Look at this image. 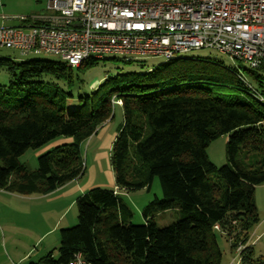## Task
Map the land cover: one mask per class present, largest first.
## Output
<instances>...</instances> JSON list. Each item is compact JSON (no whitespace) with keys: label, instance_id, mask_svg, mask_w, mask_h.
Instances as JSON below:
<instances>
[{"label":"trees","instance_id":"16d2710c","mask_svg":"<svg viewBox=\"0 0 264 264\" xmlns=\"http://www.w3.org/2000/svg\"><path fill=\"white\" fill-rule=\"evenodd\" d=\"M97 62L73 68L0 59L16 78L0 87V101L9 102H0V190L45 195L79 178L81 144L112 118L116 101L122 110L110 151L116 190L95 187L79 196L77 223L60 230L58 257L48 253L29 264H66L76 253L92 264H220L218 236L232 248L244 242L239 264H264L247 245L259 220L253 189L264 184V91L248 81L261 85L259 77L247 71L239 78L193 56L110 75L87 91L79 75ZM216 85L244 96H220L209 88ZM222 135H228V163L215 167L205 149ZM59 137L71 143L38 156L36 170L18 163L26 150ZM246 160L249 170L241 167ZM153 178L161 198L144 208L143 224L133 225L122 193L148 189ZM168 210L179 217L159 228L154 215Z\"/></svg>","mask_w":264,"mask_h":264},{"label":"built area","instance_id":"2783aa9c","mask_svg":"<svg viewBox=\"0 0 264 264\" xmlns=\"http://www.w3.org/2000/svg\"><path fill=\"white\" fill-rule=\"evenodd\" d=\"M46 11L0 26V48L54 55L73 68L115 57L167 62L208 48L264 68V0H46ZM66 264L92 263L76 253Z\"/></svg>","mask_w":264,"mask_h":264},{"label":"rangeland","instance_id":"374dc122","mask_svg":"<svg viewBox=\"0 0 264 264\" xmlns=\"http://www.w3.org/2000/svg\"><path fill=\"white\" fill-rule=\"evenodd\" d=\"M6 6H9V10L4 8ZM42 13H47L46 0H9L8 4H2L0 0V16H5L9 20V25L1 26L17 25V22L11 19L14 17ZM190 55L201 60L218 62L229 72H236L235 70H237L236 74L239 78L241 75L247 77L246 72L252 71L261 80V85L248 79L250 85L256 90L264 91V72L262 70L249 69L246 64L232 61L214 49H200L193 51ZM0 59L18 63L30 60L59 62V58L54 55L33 52L22 54L19 50L6 48H0ZM163 61L161 58L144 57L134 59L131 63H124L120 58H109L106 61H98L87 68L79 75V80L82 81L81 86L90 91L110 75L149 71L159 66ZM15 81L16 78L7 68L0 67L1 88L7 89ZM209 88L214 93L227 98H243L244 96L234 88L217 85L209 86ZM21 90L18 89L17 91L21 92ZM258 100L261 102L262 98L259 97ZM0 102L9 103L7 100ZM121 122L122 110L118 105H115L112 118L99 127V133L93 134L81 144V162L84 174L78 181L74 180L75 184L80 183L81 186L85 184L89 186L99 185L91 188L111 189L113 187L110 151L112 141ZM227 140L228 135L218 136L205 149L207 160L215 167L228 163L226 160ZM68 143H71L70 138H55L42 148L26 150L17 158V161L28 170L34 171L37 169L38 156ZM238 160L241 161L239 158ZM243 164L241 167L245 170L251 169L249 168L251 162L244 161ZM211 178L213 179V177ZM113 190L116 188L113 187ZM57 194L59 193H56V190L45 195L0 190V264L36 263L48 253H52L54 259L58 257L60 230L70 229L76 225L77 209L75 202L68 208L69 197L59 199ZM121 198L131 212L130 222L133 225H141L145 222L142 216L144 208L155 198H161L159 182L157 178H153L148 189L122 193ZM253 199L259 220L250 233L247 245L252 249L254 259L264 260V184L253 189ZM178 217V212L168 210L163 214L154 215V221L159 228H162L175 222ZM217 243L222 254L220 264H239L238 256L241 248H244L243 241L236 242V244L232 242L233 247H235L232 248L230 240L227 241L225 237L218 236ZM19 259L22 260L18 262Z\"/></svg>","mask_w":264,"mask_h":264},{"label":"crops","instance_id":"0c3cea01","mask_svg":"<svg viewBox=\"0 0 264 264\" xmlns=\"http://www.w3.org/2000/svg\"><path fill=\"white\" fill-rule=\"evenodd\" d=\"M1 1H2V4H5V3L8 4L9 3V0H1ZM4 8H6V10H9V6L8 7L6 6ZM1 25H9V20H2L0 18V26ZM107 121H109V120H107ZM98 129L96 130V132L94 134L99 133L98 132ZM82 176H80L79 178H81ZM112 177H113V174H112ZM79 178H76L77 180L76 179H74V180L75 181H78ZM74 180L73 181H70L69 183H67V184H65V185H63V186H61V187H59V188L56 189V193H59V194H57L58 195L57 198L61 199L62 197H69V200H68V208H70L73 205V203L75 202V200L79 196L83 195L91 187H93V186H99V185H90L89 186L88 184H85V185H82L81 186L80 183L79 184H75L74 183ZM113 187H114V179H113ZM113 187L111 189H113ZM99 188H101V187H99ZM21 260L22 259H19L18 262H20Z\"/></svg>","mask_w":264,"mask_h":264}]
</instances>
